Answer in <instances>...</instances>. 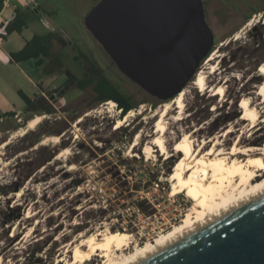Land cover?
Here are the masks:
<instances>
[{
    "label": "rangeland",
    "instance_id": "rangeland-1",
    "mask_svg": "<svg viewBox=\"0 0 264 264\" xmlns=\"http://www.w3.org/2000/svg\"><path fill=\"white\" fill-rule=\"evenodd\" d=\"M99 1L32 0V5L37 3L44 11L40 14L44 28L39 29H44V34L50 30L54 36L50 40L54 60L44 59L42 73L36 77L44 89V99L36 103L38 111L23 109L0 122V144L10 140L0 150V264H54L63 245L81 232L85 235L102 225L112 232L130 233L134 244L142 245L179 224L193 202L187 192L172 195L173 171L181 155L166 160L161 147L155 148L152 159L142 153L153 126V119L144 122V117L150 118L170 100H158L128 80L86 30L84 19ZM211 2L214 5L208 22L215 43L196 74L204 72L208 85L226 81L224 101L220 103L219 97L201 90L194 84V76L186 86L185 119L170 124L174 139L200 128V139L209 138L237 123L243 112L242 97L260 99L257 89L264 84V0ZM80 53L131 96L134 116L120 129L114 124L124 116L115 102L96 103L91 88L79 90L67 81L64 70L78 79L87 70ZM212 53L218 65L216 72L208 75L207 59ZM109 103L114 106L111 113L107 112ZM180 105L178 101L172 108ZM47 107H52V113L45 111ZM260 111L263 122L258 132L244 134L255 139L256 146L264 143V104ZM36 116L43 120L35 126L32 124L37 118L27 124ZM24 129L26 133L19 135ZM140 130L144 131L142 141L129 156V147ZM173 141L169 142L170 150ZM78 181L81 184L76 186ZM27 211L38 214L28 219ZM62 234L66 236L55 241ZM100 261L95 257L85 264Z\"/></svg>",
    "mask_w": 264,
    "mask_h": 264
},
{
    "label": "bare ground",
    "instance_id": "bare-ground-1",
    "mask_svg": "<svg viewBox=\"0 0 264 264\" xmlns=\"http://www.w3.org/2000/svg\"><path fill=\"white\" fill-rule=\"evenodd\" d=\"M211 55L207 59L208 75L214 74L218 65L213 62L217 59L216 54ZM261 70L264 74V62L261 64ZM226 83L224 81L219 85H208V76L204 72L195 75L194 84L200 85L201 90L210 92L211 96L219 97L220 103L224 101ZM187 90L185 87L172 100L161 105L160 110L153 111L150 118L144 117L143 120L145 122L153 119L150 140L148 139L142 147V153L147 159L155 158L156 147L163 149L166 160L181 155L173 171L175 181L171 188L172 195L187 192L193 202L179 224L173 225L168 231L159 233L152 241L142 245L134 244L132 234L112 232L107 225H102L101 229L93 232L89 229L85 235L81 232L63 245L54 264H85L95 257L101 259L99 264H140L186 236L264 196V143L256 146L255 139L244 137L247 132L250 136L255 135L263 122L260 120L262 117L260 107L264 104V84L257 89L259 100H254L249 95L241 98L243 112L237 123L227 125L209 138L200 139L198 135L201 132L200 128L193 132H182L178 139H174L170 124L175 125L185 119L184 97ZM178 101H181V105L175 110L172 107ZM108 105L110 108L107 112H113L112 103ZM138 114L141 115V111ZM169 115L170 118H167ZM133 116L134 112L130 111L123 118H118L114 128L120 129ZM42 120L43 117L37 118L32 125L35 126ZM82 120L83 117L76 123ZM142 131L135 134L129 147V156H132L133 150L138 147ZM25 133L26 129L19 135ZM167 134L172 138L168 139ZM232 135L236 137L233 138L230 147H227ZM12 137L14 136L10 139ZM170 140H174L171 150ZM9 141L1 143L0 150ZM31 213L27 211L26 218L38 214L37 211ZM65 236L66 234H62L55 241Z\"/></svg>",
    "mask_w": 264,
    "mask_h": 264
},
{
    "label": "water",
    "instance_id": "water-1",
    "mask_svg": "<svg viewBox=\"0 0 264 264\" xmlns=\"http://www.w3.org/2000/svg\"><path fill=\"white\" fill-rule=\"evenodd\" d=\"M84 25L121 74L161 101L188 85L215 43L202 0H100ZM140 264H264V196Z\"/></svg>",
    "mask_w": 264,
    "mask_h": 264
},
{
    "label": "crops",
    "instance_id": "crops-1",
    "mask_svg": "<svg viewBox=\"0 0 264 264\" xmlns=\"http://www.w3.org/2000/svg\"><path fill=\"white\" fill-rule=\"evenodd\" d=\"M32 5V0H2L0 9V122L9 117H2L8 112L18 113L25 109L18 91L23 92L29 99L37 101L44 99L43 83L36 81L40 70L44 67V59L39 66L36 59L20 62L11 61L9 54L21 51L27 42L35 35L45 36L52 33L47 30L44 34V14L40 5ZM25 20L20 31H13L2 37L4 28L14 22L15 14ZM37 90L39 93L37 94ZM41 117V116H40Z\"/></svg>",
    "mask_w": 264,
    "mask_h": 264
},
{
    "label": "trees",
    "instance_id": "trees-1",
    "mask_svg": "<svg viewBox=\"0 0 264 264\" xmlns=\"http://www.w3.org/2000/svg\"><path fill=\"white\" fill-rule=\"evenodd\" d=\"M2 6V0H0V9ZM25 25V20L19 16L17 13L14 16V22L8 24L4 28L2 37L6 36L13 31H20L21 27ZM53 34H47L44 37L35 35L29 42L26 43L25 47L15 53H10L9 57L13 62H20L29 59L38 60L37 63L40 66L42 64V59L54 60V54L51 52V43L50 40L53 38ZM80 58L85 61L87 64V70L84 72V75L81 79H78L68 70H64V74L68 82H72L76 85L79 90H85L91 88L95 93V102L103 103L105 101H113L119 107L120 113L125 115L127 111L131 108H134L133 103L131 102V96L124 93L118 86L113 84L96 66V64L85 54L80 53ZM263 62V61H262ZM18 94L21 100L24 103L25 109L30 112H37L36 103L40 100L33 101L29 99L23 92L18 91ZM125 105V107H123ZM47 113H52V107L45 108ZM15 112H8L2 117H13ZM40 116L32 118L27 124L32 122L34 119ZM26 124V125H27ZM31 141H35L34 138H31ZM81 181L75 182L76 186H79ZM10 220H7L5 223L8 224ZM35 253V252H33Z\"/></svg>",
    "mask_w": 264,
    "mask_h": 264
},
{
    "label": "flooded vegetation",
    "instance_id": "flooded-vegetation-1",
    "mask_svg": "<svg viewBox=\"0 0 264 264\" xmlns=\"http://www.w3.org/2000/svg\"><path fill=\"white\" fill-rule=\"evenodd\" d=\"M202 2H203V8H204V13H205V19H206V22H207V24L209 25V27H210V24H209V22H208V18H209V16L211 15L210 14V12H211V6L212 5H214L212 2H211V0H202ZM216 15H218L217 13H216ZM253 15V14H252ZM251 15V16H252ZM255 15V14H254ZM248 20H250V17H248V18H246V22L248 21ZM105 102H107V101H105ZM104 103V102H103ZM117 105V104H116ZM123 107H125V105H123ZM135 108V107H134ZM133 108H131L130 110H132ZM129 110V111H130ZM129 111H127V112H129ZM127 114V113H126ZM125 114V115H126ZM122 115V114H121ZM125 115H122V117L123 116H125ZM162 155V154H161Z\"/></svg>",
    "mask_w": 264,
    "mask_h": 264
}]
</instances>
